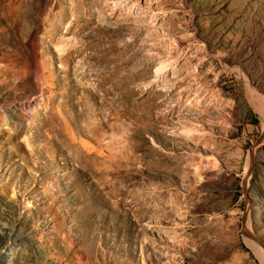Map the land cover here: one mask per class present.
I'll return each instance as SVG.
<instances>
[{
	"label": "rangeland",
	"instance_id": "374dc122",
	"mask_svg": "<svg viewBox=\"0 0 264 264\" xmlns=\"http://www.w3.org/2000/svg\"><path fill=\"white\" fill-rule=\"evenodd\" d=\"M248 232L264 0H0V264H264Z\"/></svg>",
	"mask_w": 264,
	"mask_h": 264
},
{
	"label": "bare ground",
	"instance_id": "6f19581e",
	"mask_svg": "<svg viewBox=\"0 0 264 264\" xmlns=\"http://www.w3.org/2000/svg\"><path fill=\"white\" fill-rule=\"evenodd\" d=\"M29 106H31L30 103L22 102L21 104H19V107L22 110L28 108ZM247 234L254 245V249L257 251L258 255L261 256L262 263H264V246H262V244H260L259 242L255 241L252 237L253 235L250 232H248Z\"/></svg>",
	"mask_w": 264,
	"mask_h": 264
},
{
	"label": "water",
	"instance_id": "95a60500",
	"mask_svg": "<svg viewBox=\"0 0 264 264\" xmlns=\"http://www.w3.org/2000/svg\"><path fill=\"white\" fill-rule=\"evenodd\" d=\"M261 138L256 142V145L259 144L261 142ZM243 222H244V219H243ZM244 233V232H243ZM245 235V234H244Z\"/></svg>",
	"mask_w": 264,
	"mask_h": 264
}]
</instances>
